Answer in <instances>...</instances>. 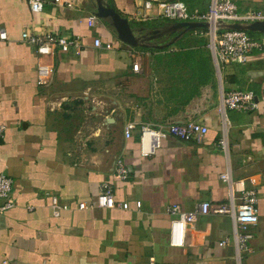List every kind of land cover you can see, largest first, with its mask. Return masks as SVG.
Wrapping results in <instances>:
<instances>
[{"label": "crops", "instance_id": "obj_1", "mask_svg": "<svg viewBox=\"0 0 264 264\" xmlns=\"http://www.w3.org/2000/svg\"><path fill=\"white\" fill-rule=\"evenodd\" d=\"M29 1L0 0V26L8 34L0 39V125L6 127L0 173L13 179L15 200L0 215V264H264V29L242 23L262 47L247 64H226L219 74L208 45L188 44L189 36L209 40L205 22L189 28L167 18L139 21L140 0H74L71 7L44 0L39 13ZM182 1L199 11L211 3ZM233 1L242 13L264 9V0ZM91 14L96 27L87 23ZM25 31L80 35L82 43L40 56ZM94 37L113 48L95 47ZM39 64L54 67L45 83ZM222 87L253 89L259 108L227 110L225 128ZM188 120L209 132L190 141L169 135L142 153V124L165 128ZM129 123L135 128L127 137ZM119 160L126 178L117 175ZM226 171L258 193L250 249L239 256L233 242L218 244L232 236L233 224L216 213L200 215L186 244L172 246L168 207L226 201ZM105 184L130 207L79 208L93 203ZM52 196L68 206L58 215Z\"/></svg>", "mask_w": 264, "mask_h": 264}, {"label": "built area", "instance_id": "obj_2", "mask_svg": "<svg viewBox=\"0 0 264 264\" xmlns=\"http://www.w3.org/2000/svg\"><path fill=\"white\" fill-rule=\"evenodd\" d=\"M57 2L63 0H55ZM68 7H71L74 0H64ZM30 8L33 12L39 13L44 9V0H30ZM135 19L147 21L155 18H167L182 22H205L207 29L206 36L209 39L214 63L219 74L226 64L237 63L247 64L251 52L256 48H261L262 43L254 40L246 31L242 23H255L264 21V9L249 10L240 12L237 3L233 0H211L207 10L199 11L190 9L186 2L182 0H140L135 13ZM98 18L95 14L87 17V23L90 27H96ZM230 23V25H229ZM240 24L235 28L234 24ZM23 38L36 47L38 55H49L54 46H58L62 51L67 52L72 47H79L82 43V37L75 35L72 37L60 36L53 33L41 35L38 33H22ZM7 31L0 26V39H7ZM93 45L97 48L105 47L112 49L111 42L103 43L100 37H94ZM139 64H134V69L138 70ZM54 67L48 64H39V82L45 83L48 77L53 73ZM259 108V99L253 89H230L224 91L221 88V97L219 110L224 117V127L226 128L225 114L227 110L236 112H252ZM5 125H0V137L3 136ZM135 125L129 123L125 127V135L130 137ZM209 132V127L195 120H188L183 123H172L165 128H154L148 124L140 126V144L144 155L153 152L155 141L169 135L190 141L200 138ZM222 144L226 141L223 138ZM127 168L122 161H118L117 175L126 178ZM221 179L228 185L229 193L226 201L212 204L205 200L200 202L193 210H184L179 204H172L168 207L169 213L173 216L171 220L169 241L172 246L182 247L186 244L187 234L195 224L200 215L210 213L228 215L232 219V236H225L219 241L220 246L234 243L236 250L241 255L242 252L250 249L249 242L254 237L253 227L259 222L258 193L255 189H248L241 180H235L230 172L221 174ZM13 179L6 173H0V215L15 206V200L12 196ZM53 212L58 215L61 209H66L67 205H62L57 196H52ZM98 206L101 208L121 207L128 209L129 203L126 201L117 202L115 196L108 185L98 193L93 203L80 202L79 208ZM137 208L142 206V201H136Z\"/></svg>", "mask_w": 264, "mask_h": 264}, {"label": "water", "instance_id": "obj_3", "mask_svg": "<svg viewBox=\"0 0 264 264\" xmlns=\"http://www.w3.org/2000/svg\"><path fill=\"white\" fill-rule=\"evenodd\" d=\"M114 16L115 18L118 20V21H122V19H119V15L114 13ZM186 23V26H188L189 28H196V27H202L204 26V23L203 22H184ZM261 22H255V23H252V28H259V29H264V25H259ZM241 25L240 24H234V27L235 28H239Z\"/></svg>", "mask_w": 264, "mask_h": 264}, {"label": "trees", "instance_id": "obj_4", "mask_svg": "<svg viewBox=\"0 0 264 264\" xmlns=\"http://www.w3.org/2000/svg\"><path fill=\"white\" fill-rule=\"evenodd\" d=\"M194 41H195V44L205 45V46L208 45V42H209V40H207L206 38H199L198 40H194Z\"/></svg>", "mask_w": 264, "mask_h": 264}, {"label": "rangeland", "instance_id": "obj_5", "mask_svg": "<svg viewBox=\"0 0 264 264\" xmlns=\"http://www.w3.org/2000/svg\"><path fill=\"white\" fill-rule=\"evenodd\" d=\"M188 39H189L188 40L189 45L195 44L194 38H192V36H189Z\"/></svg>", "mask_w": 264, "mask_h": 264}]
</instances>
